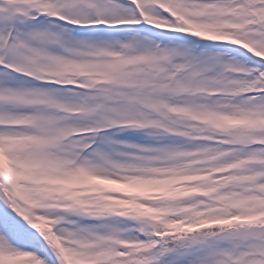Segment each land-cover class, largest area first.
I'll list each match as a JSON object with an SVG mask.
<instances>
[{
  "label": "snow or ice",
  "instance_id": "1",
  "mask_svg": "<svg viewBox=\"0 0 264 264\" xmlns=\"http://www.w3.org/2000/svg\"><path fill=\"white\" fill-rule=\"evenodd\" d=\"M0 264H264V0H0Z\"/></svg>",
  "mask_w": 264,
  "mask_h": 264
}]
</instances>
